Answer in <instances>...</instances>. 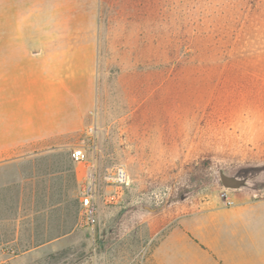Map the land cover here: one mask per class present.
Instances as JSON below:
<instances>
[{
	"label": "rangeland",
	"instance_id": "1",
	"mask_svg": "<svg viewBox=\"0 0 264 264\" xmlns=\"http://www.w3.org/2000/svg\"><path fill=\"white\" fill-rule=\"evenodd\" d=\"M13 76L22 102L45 78L87 113L0 158V264H125L158 216L264 199V0H0V81ZM76 145L97 164L94 231ZM118 168L132 187L108 205Z\"/></svg>",
	"mask_w": 264,
	"mask_h": 264
},
{
	"label": "crops",
	"instance_id": "2",
	"mask_svg": "<svg viewBox=\"0 0 264 264\" xmlns=\"http://www.w3.org/2000/svg\"><path fill=\"white\" fill-rule=\"evenodd\" d=\"M45 82L44 78L41 85L38 81L35 87L26 86L32 102L25 103L16 76L0 81V158L10 145L82 129L85 109L70 105L63 82L56 88L57 97H49L52 88ZM159 217L156 230L142 236L139 257L131 253L125 264H264V199L229 207L204 206L172 224ZM101 224L98 214V226ZM62 238L38 248L56 247Z\"/></svg>",
	"mask_w": 264,
	"mask_h": 264
},
{
	"label": "built area",
	"instance_id": "3",
	"mask_svg": "<svg viewBox=\"0 0 264 264\" xmlns=\"http://www.w3.org/2000/svg\"><path fill=\"white\" fill-rule=\"evenodd\" d=\"M88 136L93 139L95 137V129L91 127L88 130ZM93 147L85 145H76L72 149L71 157L75 164L85 166V174L83 178V186L80 196V215L83 222L93 231L98 224V192L96 191V161L90 157ZM107 189L103 198L108 205H119L126 198L131 190L132 181L123 168H118L110 172L106 177ZM231 205L232 202L228 201Z\"/></svg>",
	"mask_w": 264,
	"mask_h": 264
}]
</instances>
